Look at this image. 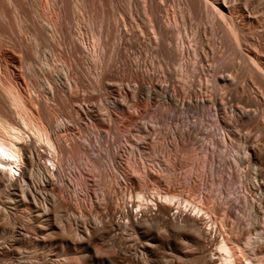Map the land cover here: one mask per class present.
<instances>
[{
  "label": "bare ground",
  "instance_id": "6f19581e",
  "mask_svg": "<svg viewBox=\"0 0 264 264\" xmlns=\"http://www.w3.org/2000/svg\"><path fill=\"white\" fill-rule=\"evenodd\" d=\"M17 1L22 8L21 17L30 26L29 32L32 31L22 34L18 13H9L20 34L19 49L34 50L38 37L49 42L45 43L46 56L38 66L29 63L27 72L45 94L43 102L49 100L53 106L33 109L29 96H22L17 85L12 86L0 77V264H264V169L248 172L243 168L252 163L264 166V147L251 140L246 131L242 132L244 124L235 122V119L252 122L255 116L249 107L256 98L251 93L241 96L235 70H223L209 63L200 39L202 33L197 29L190 31V35L184 27L183 34L170 14L179 13L183 18L197 13L205 16L210 22L211 35L226 45L232 44L237 55L250 59L252 64L241 66L242 73L259 85L261 94L264 46L257 45V50L254 45L249 51L240 46L247 40L248 32L257 29V25L251 24L250 16L241 14L239 18L235 6L231 7L232 0H178L177 8L165 6L166 0H140L146 5L147 13H135L133 20L134 42L140 51L137 65L144 60L141 51L163 55L161 66L154 67L157 74L144 75L141 71L134 93L151 102L170 105L177 112L194 110V115L189 114L195 124L204 118L205 110L211 109L219 119L216 129L219 138L233 141L230 144L235 153L231 156L239 167L235 177L241 193L229 205L234 210L229 224L219 214L218 204L207 205L192 194L173 189L135 185L128 175L124 177L120 195L113 189L112 197L103 198L101 185L93 183L95 189L91 191H97V197L91 199L90 209H81L62 198L58 186L53 185L52 169L58 168L66 152L58 140L59 129L68 127L72 121L69 100L76 76L72 56L79 48L84 60L94 64L98 60L96 49L102 51V45L96 35L85 45L70 27L67 13L82 14L88 5L83 9L86 0ZM8 3L11 0H0L2 43L9 41L4 26ZM42 4L48 13L41 12ZM110 28L106 27L107 34L111 33ZM246 29L248 32L244 33ZM111 34L114 50L119 37L117 32ZM109 52L108 59L113 54ZM168 63L171 73L165 68ZM218 90L225 95H215L214 91ZM59 93L64 97L63 106L56 103ZM176 125L170 127L179 138L187 135L197 141L198 133L192 137L189 130ZM197 125L199 128L198 122ZM218 140L213 142L216 147ZM114 197L116 207L112 202ZM100 205L102 209L98 208ZM15 209L18 211L14 212Z\"/></svg>",
  "mask_w": 264,
  "mask_h": 264
},
{
  "label": "rangeland",
  "instance_id": "374dc122",
  "mask_svg": "<svg viewBox=\"0 0 264 264\" xmlns=\"http://www.w3.org/2000/svg\"><path fill=\"white\" fill-rule=\"evenodd\" d=\"M139 1L91 0L90 2L89 0L87 2L86 0L83 9L85 5H88L83 10L84 13L82 12L80 15L79 13L72 14L73 11L67 13V16L70 14L68 16L71 18H69V24L74 35L78 36L80 40L82 39L85 45L90 44L92 41L90 38L96 35L102 45V51L96 49L98 60L94 64L84 60L79 48H76L72 56V66L76 72L75 87L73 93L71 92L72 98L70 97L69 100V104L72 101L70 104L73 112L72 121L67 125L68 127L63 126L59 129L58 140L66 152L63 155L62 164H58L57 169H52L55 175L53 176V185L58 186L62 198L76 207L87 210L91 207V199L94 196L97 197V191L92 192L95 185H101L100 192L102 191L101 196L103 198L105 196L112 197L113 189H117L116 191L120 195L125 185L124 177L128 175L135 185L147 186L149 189L154 187L173 189L192 194L205 201L207 205L218 204L220 207L219 214L230 224V215L234 210H230L229 205L241 193L240 184L235 177L239 167L234 164L231 156L235 153L233 145L230 144L233 141L219 138L217 134L219 119L214 116L211 109L205 110L204 118L202 116L203 119L200 120L201 118H199L200 121H197L199 128L202 127L201 130L197 128V122L195 124L194 119L190 117L191 113L195 114L194 110L188 108L184 111L186 113L177 112L170 105L159 101L151 102L134 93V86L139 80L141 71L144 75L153 76L157 74L154 69L158 65L161 66L163 58L161 52H159V56L155 52L145 54V51H141L144 60L142 59L140 65H137L140 51L134 42V14L147 13L146 5ZM17 2V0H11V3L5 6L7 22L4 26L9 41L3 43L0 41V77L4 82L9 81L8 83L12 86L15 85L16 87L17 85L22 96L23 94L26 98L29 96L33 109L35 106L51 108L53 106L51 101L46 99V103L43 102L45 94L34 76L27 72L29 63L38 66L46 56L49 42L38 37L37 42L34 43V50H30V48L19 49L17 38L20 34L16 31L12 16L9 13H18L22 34L25 35V33L28 34L32 31L29 32L30 26L21 17L22 8ZM178 2V0H166L164 5L177 8L180 6ZM230 3L232 8L235 6L233 9L238 16L241 14L250 16L248 18L253 21L251 24L257 25V31L250 33L247 29L243 31L244 33L248 32L247 38L245 37L246 42L244 41L240 45L243 50L249 51V48L254 45L257 50V45L264 46V26H262L264 25L262 23L264 17H261L264 15V0H232ZM41 12L48 13L43 4L41 5ZM172 15H174L176 22L178 21L179 30H182L183 34L184 29H187L185 32L188 31L187 34L190 35V31L196 32L197 29L202 33L200 39L204 51L207 52L209 63L212 62L213 65L215 63L214 66L224 68L223 70H235L233 72L238 74L236 82L238 93L241 96H246L247 93L254 95L255 102L249 107L255 116L252 122L247 123L242 119H235V122L239 125L244 124L242 125V132L246 131L244 133L249 134L251 140L258 141L264 147V91L260 94L259 85L250 80L249 75L245 73V76L242 73V68L245 65L252 64L250 59L244 57L247 59L245 61L244 58L234 52L232 44L226 45L224 42L223 44L219 42L216 35H211L212 33L209 31L210 22L205 16H198L197 13V15H185L183 18L179 13H173L170 14V17ZM113 19L116 21L114 22ZM106 27H111V33L117 32L119 37L118 46L114 50L111 48L112 34L106 33ZM108 50L113 53L110 59L107 58V54L111 53ZM165 68H168V72L172 69L170 63L165 65ZM47 73L48 76L46 75V77H49L50 73L48 71ZM218 91H214V94L217 96L224 94V91L220 93ZM58 96L56 103L63 106L64 97L60 93ZM189 117L191 120L188 119ZM171 125L183 126L187 131L189 130L192 137L198 133L197 141L192 138L194 141H191L187 135H184L182 139L179 138V135L171 129ZM199 130H204V133ZM199 133L205 134L207 137H203V135L199 137L201 136ZM198 140H201L202 143ZM217 140L220 142L218 145L216 144L217 147L220 146L218 148L213 144V142L217 143ZM210 141L211 143H209ZM183 143L184 145L187 143V146H184ZM182 146L185 148L181 149ZM243 168L248 172H253L264 169V166L252 163L247 166L244 165ZM93 174L95 176H92ZM95 182L98 183L95 184ZM102 184L104 185L103 188ZM113 200V206L116 207V198L114 197ZM98 208L102 209V205ZM17 211V209L14 210V212ZM238 227H241V224Z\"/></svg>",
  "mask_w": 264,
  "mask_h": 264
}]
</instances>
